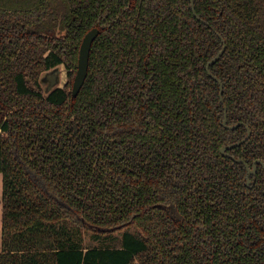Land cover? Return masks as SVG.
Here are the masks:
<instances>
[{"label": "trees", "instance_id": "16d2710c", "mask_svg": "<svg viewBox=\"0 0 264 264\" xmlns=\"http://www.w3.org/2000/svg\"><path fill=\"white\" fill-rule=\"evenodd\" d=\"M193 2L0 0V264H264V0Z\"/></svg>", "mask_w": 264, "mask_h": 264}, {"label": "water", "instance_id": "95a60500", "mask_svg": "<svg viewBox=\"0 0 264 264\" xmlns=\"http://www.w3.org/2000/svg\"><path fill=\"white\" fill-rule=\"evenodd\" d=\"M191 5L193 7V11L195 12L194 9V2L193 0H190ZM100 35V31L98 29H92L91 31H89L81 44L80 50H79V60H78V70L76 72V76L74 78V82H73V86H72V95L74 98H76L79 93L81 92L85 81L87 79L88 76V70H89V61H90V54H91V50H92V46L94 41L96 40V38ZM225 51V47L222 49V51L209 63L208 67H207V71L209 73L210 76L213 77V79L216 82H219V79L214 77L211 72H210V67L215 64L220 57L223 55ZM61 70L60 68H56L50 72H47L45 74H43V76L41 77V83L43 86V89L45 91V94H49L50 92H52L55 88H58L61 84ZM220 83V82H219ZM220 90H221V96L223 95V85L220 84ZM222 126L228 130H234L237 127L240 126H228L227 124V114L225 113V117H224V121L222 123ZM251 136V132L250 130H248V135L247 138L244 139L241 143L235 144L233 146H229V147H225L221 149V154L225 157H228L227 155V150L231 149V148H235L240 146L242 143H244L247 139H249ZM234 161H236L237 163L243 164L250 176H254L257 173V167L256 164H261L264 168V164L261 161H256L254 164V167L251 169L243 160H238L233 158ZM251 181H248V184H250ZM171 216V218L175 221L181 220L182 217L179 214V212L177 211V209L174 206H170V207H163Z\"/></svg>", "mask_w": 264, "mask_h": 264}, {"label": "rangeland", "instance_id": "374dc122", "mask_svg": "<svg viewBox=\"0 0 264 264\" xmlns=\"http://www.w3.org/2000/svg\"><path fill=\"white\" fill-rule=\"evenodd\" d=\"M61 70V84L59 87H63L67 82V72L63 67H60ZM90 237L87 236L85 239V244H89ZM1 245H2V175L0 174V251H1Z\"/></svg>", "mask_w": 264, "mask_h": 264}]
</instances>
